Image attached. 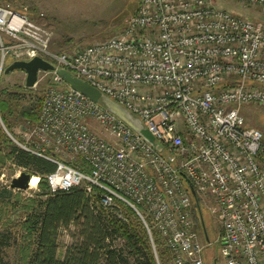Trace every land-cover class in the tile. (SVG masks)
Here are the masks:
<instances>
[{"label":"built area","instance_id":"obj_1","mask_svg":"<svg viewBox=\"0 0 264 264\" xmlns=\"http://www.w3.org/2000/svg\"><path fill=\"white\" fill-rule=\"evenodd\" d=\"M228 1L264 10V0H141L119 34L72 52L53 51L47 28L0 5V76L9 60L55 67L38 73L35 86L49 84L31 143L21 145L56 166L50 191L81 188L125 223L132 210L174 264H205L213 245L198 231L190 186L210 201L225 263L264 264V133L241 113L264 107V21L222 8ZM59 70L138 117L163 153Z\"/></svg>","mask_w":264,"mask_h":264},{"label":"rangeland","instance_id":"obj_2","mask_svg":"<svg viewBox=\"0 0 264 264\" xmlns=\"http://www.w3.org/2000/svg\"><path fill=\"white\" fill-rule=\"evenodd\" d=\"M141 0H0V5L9 4L20 13L28 15L32 20L47 28L52 33L51 49L55 52H72L88 45L107 40L121 32L127 25L129 19L137 11ZM221 7L238 15L256 17L257 9H243L233 1L221 3ZM264 21V15L260 18ZM9 60V64L13 61ZM6 69V65L4 66ZM49 83L41 81L33 88L26 87V74L18 70L9 74L0 76V100L5 98L1 96L2 92H8L19 95V99L10 102L11 113L8 115V121L3 120V114L0 111V133L7 137L10 142L21 147V145L31 143L29 128L35 124L32 118L26 115H37L39 117L40 106L44 96L45 89ZM247 125L260 129L264 133V107L247 106L241 108ZM91 128L97 134H103L100 127L95 123H90ZM1 147L5 144L0 143ZM22 148V147H21ZM4 153V152H2ZM69 161H75L68 158ZM28 171L18 168L10 160L1 168L0 187H9L11 181L21 173ZM29 174V173H28ZM36 175H31V178ZM38 177V176H37ZM39 178V177H38ZM14 199L12 203H5L6 215L4 221L0 223L1 230L9 233V241L5 248L7 260L11 264L20 263L24 251L29 249L30 241L24 230V211L15 213L13 205L18 199L21 202H27L40 194L39 185L30 191L13 189ZM199 198V208L196 202L195 222L201 237L203 230L201 221H204L208 232L209 240L213 243L212 247L206 249L205 257L207 261L217 260V264H226L220 256L219 248L216 243L220 236L221 227L217 217L213 216L204 204L210 203L207 198ZM264 202V201H263ZM203 206V207H202ZM201 216V218L199 217ZM202 219V220H201ZM75 228L72 226L70 232L63 231L59 235V257L63 258L68 246L75 238L72 233ZM157 239L160 243L157 242ZM156 250L152 251L158 264H174L172 255L167 251L164 242L154 235ZM119 243V242H118ZM151 243V241H150ZM160 247V248H159ZM160 249L163 254H160ZM167 249V250H166Z\"/></svg>","mask_w":264,"mask_h":264},{"label":"trees","instance_id":"obj_3","mask_svg":"<svg viewBox=\"0 0 264 264\" xmlns=\"http://www.w3.org/2000/svg\"><path fill=\"white\" fill-rule=\"evenodd\" d=\"M8 62L6 67L10 65ZM1 96L5 98L0 100V111L7 122L11 113L9 103L21 97L8 92H2ZM26 116L38 121L37 115ZM0 143L5 144L3 148L0 145V177L1 168L10 160L40 178V194L36 198L24 203L19 199L13 202L15 213L24 211L22 226L31 239L29 249L23 252L18 264H158L149 236L132 210L125 207L128 214L125 223L96 205L92 207L81 188L52 193L46 181V175L56 168L52 162L15 145L1 133ZM13 191L0 187V223L6 215L5 203H12L14 199ZM72 226L75 241L60 258L59 235L70 232ZM8 241L9 233L0 228V264H11L5 253ZM157 242L160 243L158 239ZM159 252L163 254L161 249Z\"/></svg>","mask_w":264,"mask_h":264},{"label":"water","instance_id":"obj_4","mask_svg":"<svg viewBox=\"0 0 264 264\" xmlns=\"http://www.w3.org/2000/svg\"><path fill=\"white\" fill-rule=\"evenodd\" d=\"M55 67L50 64L48 61L40 58L35 57L29 61L24 60H17L10 63L9 66L6 67L4 70V74H9L14 71H24L26 74V87L33 88L38 79V73L40 70L43 71H53ZM59 74L63 77L65 82L74 90L82 93L91 101L98 103L104 106L107 110L111 113L116 115L119 119L125 122L129 127H131L137 134H139L145 141H147L152 147L159 153H163L164 147L161 143L156 142L153 135L143 126L141 120L132 114L129 110L124 108L118 102L114 101L113 99L107 97L98 89L93 87L86 81H83L77 77H75L71 72L67 70H59ZM171 160V158H170ZM31 180V175L28 173H21L18 177L14 178L11 181L10 188L11 189H18V190H28L29 189V182ZM190 189L195 195V192L190 186Z\"/></svg>","mask_w":264,"mask_h":264},{"label":"crops","instance_id":"obj_5","mask_svg":"<svg viewBox=\"0 0 264 264\" xmlns=\"http://www.w3.org/2000/svg\"><path fill=\"white\" fill-rule=\"evenodd\" d=\"M257 15H255L256 17H254L255 19H259V17L258 16H260V18L262 17V15H264V10H262V9H257ZM261 20V19H260ZM193 200H194V204L196 205V202H197V205H198V210L200 211V208H199V198H197V196L196 195H193ZM203 207V206H202ZM195 209H196V207H195ZM194 217H195V211H194ZM200 218H201V216H199ZM202 220V219H201ZM201 228H202V230H203V237H204V240H209V236H208V232H207V229H206V225H204V221L202 220L201 221ZM206 255V254H205ZM205 264H211V262L210 261H207V259H206V257H205ZM212 264H217V260L216 259H214L213 261H212Z\"/></svg>","mask_w":264,"mask_h":264},{"label":"bare ground","instance_id":"obj_6","mask_svg":"<svg viewBox=\"0 0 264 264\" xmlns=\"http://www.w3.org/2000/svg\"><path fill=\"white\" fill-rule=\"evenodd\" d=\"M37 181H38V177L37 176H33L31 178L30 187L34 188L37 185Z\"/></svg>","mask_w":264,"mask_h":264}]
</instances>
